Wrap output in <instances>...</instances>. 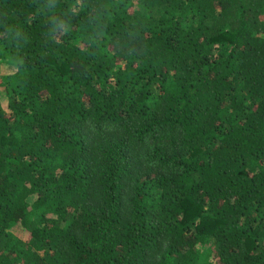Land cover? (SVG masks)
<instances>
[{
  "label": "trees",
  "instance_id": "trees-1",
  "mask_svg": "<svg viewBox=\"0 0 264 264\" xmlns=\"http://www.w3.org/2000/svg\"><path fill=\"white\" fill-rule=\"evenodd\" d=\"M1 87L0 264H264V0H0Z\"/></svg>",
  "mask_w": 264,
  "mask_h": 264
},
{
  "label": "rangeland",
  "instance_id": "rangeland-1",
  "mask_svg": "<svg viewBox=\"0 0 264 264\" xmlns=\"http://www.w3.org/2000/svg\"><path fill=\"white\" fill-rule=\"evenodd\" d=\"M4 89L1 87L0 88V94L2 95V94H4V91H3ZM0 95V96H1ZM204 255H205V253H204V251L202 252V255H201V260H203L204 259Z\"/></svg>",
  "mask_w": 264,
  "mask_h": 264
}]
</instances>
